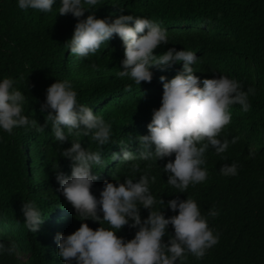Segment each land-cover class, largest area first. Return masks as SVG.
Returning a JSON list of instances; mask_svg holds the SVG:
<instances>
[{
  "label": "trees",
  "instance_id": "trees-1",
  "mask_svg": "<svg viewBox=\"0 0 264 264\" xmlns=\"http://www.w3.org/2000/svg\"><path fill=\"white\" fill-rule=\"evenodd\" d=\"M60 6L61 0H55L52 12L43 13L21 10L18 0H0V82L4 78L16 81L13 87L26 97L23 114L43 126L47 112L41 111V105L47 88L68 80L78 103L102 116L111 125L112 135L108 144L99 146L91 135L56 141L51 122L43 132L15 127L9 134L0 128V243L7 247L15 242L19 252L18 256L0 253V264H65L57 255L58 233L72 234L81 223L93 230L110 227L106 222L81 221L58 191L57 171L71 175V161L61 152L71 147L72 140L102 154L103 164L92 169L99 177L91 188L97 199L105 181L118 186L127 177L135 183L147 171L150 178L156 177L155 183L150 179L151 194L165 202L155 204L153 210H162L165 218L178 215V209L173 212L167 207L169 200L191 197L197 202L219 242L203 259L188 254L185 264H264V0H99L96 6H86L81 18L59 15ZM92 12L98 19L132 15L152 20L166 29L168 36V44L155 49L154 55L169 48L192 51L197 56L192 65L194 75L201 81L226 76L237 80L243 91L256 89L255 95L249 94L248 112L239 104L230 107L231 122L218 137L229 140V147L222 154L209 147L202 165L208 172L205 182L190 184L184 193L170 186L163 167L168 160L174 161L173 156L157 161H112L113 153L123 155L120 141L139 155L138 137L149 134L153 109L161 106L160 77L171 80L182 71L183 62L163 69L154 66L151 83L138 86L130 77L116 75L123 71L125 52L118 35L86 58L72 55L68 44L75 25ZM128 84L131 91H125ZM64 131L67 134V129ZM234 137L239 139L232 144ZM151 150L154 152V145ZM258 159L260 164H256ZM133 163H139L141 172H131ZM233 163L238 165L237 175L223 176L220 168ZM24 202H34L44 220L36 233L25 227ZM139 208L141 219H147L149 210L142 205ZM213 208L219 212L216 217L208 215ZM136 231L138 228L126 225L116 235L129 241ZM170 236H174L171 225L163 241L167 243Z\"/></svg>",
  "mask_w": 264,
  "mask_h": 264
},
{
  "label": "clouds",
  "instance_id": "clouds-1",
  "mask_svg": "<svg viewBox=\"0 0 264 264\" xmlns=\"http://www.w3.org/2000/svg\"><path fill=\"white\" fill-rule=\"evenodd\" d=\"M54 2L18 0V7L21 10L31 8L50 13ZM98 2L61 0L59 15L70 13L81 18L88 10L86 6H96ZM114 35H118L125 48L121 61L123 71L116 73L119 78L130 77L140 86L142 82L151 83L153 73L150 69L154 66L163 69L183 62V69L171 80L160 77L163 84L161 106L153 109L151 122L147 125L149 134L138 137L141 146L139 155L133 154L128 150V145L120 141L118 144L123 155L113 153L112 161H157L173 156L174 161L168 160L163 167L170 186L184 193L190 184L195 186L205 182L208 172L202 165L206 163L205 153L209 147L214 148L217 154L224 153L229 147V140L222 141L218 137L231 122L230 107L239 104L244 112H248L251 108L249 94L255 95L256 89L249 87L243 91L237 80L226 76L201 81L194 75L192 65L197 56L192 51L169 48L162 55H154L155 49L168 44L167 30L146 18L120 15L114 20L98 19L92 12L86 19H78L68 48L72 55L86 58L95 54ZM90 66L94 70L97 68L95 63ZM14 83L16 81L12 78H4L0 82V128L7 133L12 134L15 127L43 132L51 122L54 140L61 143L69 136L79 137L81 134L91 135L99 146L110 142L111 125L102 116L94 114L91 108L78 103L77 92L68 80L55 82L47 88L46 101L41 105V111L47 112L43 126L36 119H29L23 114L26 97L13 87ZM131 88L132 85L128 84L125 91H131ZM238 139L234 137L231 143L235 144ZM153 145L154 152L151 150ZM61 155L71 161V175L57 171L58 191L71 204L81 221L91 219L110 226L93 230L87 223H81L72 234L58 233L55 238L57 255L65 264H73V261L75 264H177L178 261L185 264L188 254L197 260L203 259L207 250L219 242V236L214 235L207 218L191 197L186 200L177 197L167 202V207L173 212L178 209V215L165 218L162 210H153L155 204L165 205V202L163 199L157 201L151 194L150 179L155 183L156 177L150 178L147 171L135 183L127 177L123 183L118 182V186L105 181L97 199L91 188L99 177L92 173V169L94 165L103 164L101 152L86 150L78 140H72L71 147L62 151ZM256 164H260V159ZM57 168L58 165L54 169ZM237 169L238 165L233 163L224 164L219 171L223 176H235ZM130 170L132 173L141 172L139 163L131 164ZM141 205L149 210V216L144 220L140 215ZM22 212L25 227L36 233L44 220L35 203L24 202ZM100 213L103 214L102 218ZM208 215L216 217L219 212L213 208ZM126 225L138 228L134 238L129 241L116 235ZM169 225L174 228V236H170L165 243L163 237ZM0 253L19 255L15 242L7 247L0 243Z\"/></svg>",
  "mask_w": 264,
  "mask_h": 264
}]
</instances>
